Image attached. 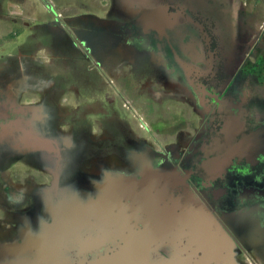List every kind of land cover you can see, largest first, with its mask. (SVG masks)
Here are the masks:
<instances>
[{
  "label": "rangeland",
  "instance_id": "1",
  "mask_svg": "<svg viewBox=\"0 0 264 264\" xmlns=\"http://www.w3.org/2000/svg\"><path fill=\"white\" fill-rule=\"evenodd\" d=\"M178 5L211 24L212 19L224 14L227 21L232 1L0 0V72L6 68L0 73V85L8 89L11 80L23 75L38 78L46 85L42 93L24 90L15 106L0 102V246L23 243L28 233L31 238L45 237L50 242V228L64 224L68 220L66 215L74 209L82 210L97 202L100 194L107 193L110 181L129 182L131 173L144 171L149 174L148 180L144 177V210L138 209L132 217V227L141 229L142 219L152 217L151 230L159 233L160 228L168 226L171 231L158 240L159 246H151L149 263L145 257L151 238L145 234L144 254L138 262L130 248L125 250V244L110 254L115 258L113 264H210L211 258L212 264H252L250 256L236 249L227 232V258V250L220 251L218 244H214L212 231L222 229L208 203L219 193H260L259 201L246 200L245 204L242 194L239 203L234 195L232 201L236 205L231 206L230 202L220 210L237 227L246 223L250 230L264 235V151L258 147L253 131L258 114L246 102H238L240 97L236 93L239 80L234 35L238 19L231 22L229 17L226 39L213 43V50L219 49V53L209 75L202 72L206 68V54L195 61L186 60L197 76L192 75V108L181 109L174 105L193 97L181 81L178 82L188 95L178 91L167 95L166 90L175 89L172 85H164L166 90L149 86L158 81L180 80L179 73L166 66L174 64L166 61L168 55L166 58L158 50L163 61L154 57L158 30L167 31ZM124 6L137 14L120 12ZM145 17L150 19L151 33L143 27ZM99 26V30L95 28ZM147 37L152 45L144 40ZM123 46L132 53L125 62L118 61ZM45 48L55 59H42ZM180 75L184 78L183 71ZM199 84L206 93H219L220 101L201 103L206 93L199 89ZM254 86L264 87V79L251 80L249 90ZM15 90V94L20 93V89ZM254 92L256 98L261 97L257 90ZM245 99L248 101L247 96ZM162 100L167 103L161 105ZM68 102L73 108L66 111L72 115L68 126L73 139L66 142L60 127L65 123ZM258 103L256 100V106ZM35 104L39 106L40 118L15 125V119H25L20 110ZM167 104L161 109L165 117H160V108ZM259 106L264 108V102ZM251 107L254 108L252 104ZM30 132L48 139L51 147L32 146L27 141ZM243 151L248 157L237 158ZM165 167L169 171L165 172ZM79 173L94 176L96 187L101 188L83 187ZM257 177L262 182L252 185L250 181ZM142 178L141 174L134 183ZM199 204L213 217L212 223L196 214ZM105 231L101 225L82 234L72 235L69 230L46 264H76L88 257L81 247L88 236L116 238ZM251 245L264 248V240ZM162 251H168V256ZM106 252L110 249L99 255ZM27 256L34 258L33 253ZM96 261L90 264H98Z\"/></svg>",
  "mask_w": 264,
  "mask_h": 264
},
{
  "label": "flooded vegetation",
  "instance_id": "2",
  "mask_svg": "<svg viewBox=\"0 0 264 264\" xmlns=\"http://www.w3.org/2000/svg\"><path fill=\"white\" fill-rule=\"evenodd\" d=\"M178 7H180V8L178 9V11L175 12L176 14H174L173 17L176 18V16L178 15L177 13H179V15H178L179 20L177 18V21L175 22V19L173 18L172 22L167 27H170L173 24L178 23L179 21L189 22L192 26H194V28L196 30V33L193 32V35L197 36V46L193 50V53L190 56H181L176 52L173 45L166 39V37H167L166 29H159L158 30L159 36H156L158 45L156 43L154 44V47H155L154 57H158L163 61V57H162L163 55L161 56L160 53L161 54L163 53L165 55L164 57H166V58L169 56L168 59H166V61L169 63L174 62V64H173V66H168L170 64H167L166 66L170 69L172 68V70H176L179 73V76H177L178 77L177 79H180V80H176V78H174L173 81L172 80L158 81L156 83H151L149 86L154 85V86L158 87L159 89H164L163 88L164 85H172V86H175V89H173V90L164 89V90L168 91L167 95H172V93H174L176 91H178L180 93H184L185 95H188L186 88L181 86L178 82V81H181V83L183 85L187 86L188 89L192 91L193 97L188 98V99L185 98V100H183V103L177 104L174 106L178 107V108L181 107V109L184 107L191 109L192 107H190L189 105L193 103V101H194L193 98L195 95V93H193V89L195 87L192 89V87L194 86V84L192 83V75L197 76V74L195 73L196 70H194V68L190 64L186 63V60H188L190 62V61H192L191 59H193V61H195L199 55L206 54V56H207V59H205V67L206 68L202 72L206 73V75H209V73H211L212 69H213V60L215 58V55L219 53L218 48H217L218 49L217 51L213 50V43L217 42L218 39H220V40L226 39L227 32H226L225 24H229L228 23L229 17H230L231 22L236 21V19H238L239 24H237V26H236V33L234 35L235 39H236V50H237L236 52L238 53V55H237L238 58L236 60V62L238 63L236 77L239 80V82H237V86H236L237 92L236 93H237L238 97H240V98L237 101L238 102L242 101L243 104L246 102L248 104L247 106H249V109L251 111H254L255 115L258 114V115H256L257 119L254 120L256 124H254V130L253 131L257 135L258 147L262 151H264V108L262 106L258 107V105L261 102H264V87H260V88L255 89V86H254L252 90H249L251 80H256V78L264 79V45H262V43H261L259 47L251 49L250 52L247 54V57H246L247 59L244 60V62L245 61L246 62L244 64H240L239 61L242 59V56H241L242 55V53H241L242 48L240 47V44L244 43V39L242 42V37H245V40H246L247 39L246 36H248V38H249V35L250 34L252 35V32L249 31V29H247V27L249 28V26L246 24L247 21H242L241 14L237 17V15H234V13H228L227 21H226V16L224 14V15H222L223 17H219L220 19L219 18L212 19L211 20L212 22L210 24V23H204L203 20H198L192 14V12L190 10L186 11L183 7H181V5H178ZM180 17H181V19H180ZM191 18L193 20H191ZM213 27L215 30L213 29ZM95 28L100 29V26L95 27ZM144 28H145L146 33H151L150 29H152V27L150 26V24H147L144 22ZM91 31H92V28H91ZM82 34L85 35V31ZM154 35H156V33ZM127 37H129V36H127ZM129 38H131V37H129ZM144 40H146L148 43L150 42V45H152L151 44V38L147 37V38H144ZM97 41H99V39ZM163 41H165V43ZM219 46H221L222 48H225V45L222 43H220ZM45 50H46V54H45V56H43L42 59L46 60L47 57L55 59V57L52 55L53 53L51 51L47 50L46 48H45ZM158 50L160 53L158 52ZM131 54L132 53L130 50H128V51L126 50V51L122 52V56L119 58L118 61L125 62L130 57ZM254 58H257V59L255 60ZM228 59H229V57H227V62H229ZM231 60L232 59H230V61ZM66 63H68V61H66ZM4 64H6V63H4ZM2 66H5V65H2ZM4 71H6L5 67L2 68L0 73H3ZM182 71L184 74V78H183V76L180 75L182 73ZM190 72H191V75L189 76ZM188 76H189V80H187ZM227 78H231V77L227 76ZM147 83H148V81H147ZM45 86H46L45 83H42L38 78H35V77H31L28 75L15 77L13 80H11L9 82L8 89H6L4 87V85H0V102H8V103L15 106L21 101V97L23 96L24 90L29 89L31 91L33 90V91H37L39 93H42V92H44ZM149 86H147V87H149ZM16 88L20 89V93L15 94V91H17V90H15ZM199 89L206 93V91L203 90V85L199 84ZM256 90L258 92V95H260L261 97L256 98L255 92L253 93V91H256ZM245 96H247L248 101L245 99ZM49 98H51V97H49ZM195 98H197V97L195 96ZM220 99L221 98H220L219 93L209 91L204 95L203 98L201 97V103L206 105L207 102L213 103L216 101H220ZM256 100L260 101V103H258L257 106H256ZM160 102H161V105L167 103L166 100H164V101L162 100ZM251 104L254 106V108H252V107L250 108ZM168 105L169 104L164 105L162 108H160V112L158 113V115L160 114L159 115L160 117H165V115L162 114L161 109L163 110ZM37 107H39V106H37V104H35L31 108L21 109L20 113L22 114V116L25 119L23 121H18L15 119L14 124L20 125V122H21L22 125H25L28 122H32L33 120H35V118L37 119V117H40L39 113H37V111L35 110ZM71 110H72V108L70 107V105L68 107H65V113L66 114L64 115V118H63L65 123H63V126L60 127V129H62L63 131H66V132H69L71 130L70 127L68 126V121L72 118V115L67 114V112H70ZM205 117H206V115H205ZM208 124H209V119H206V125H208ZM27 137H28L27 141H30L31 138L34 137V134L32 132H30V133H28ZM85 157L89 158L87 156H85ZM247 157H248L247 153L245 151H243V152H240L238 154L237 158L245 159ZM90 158H92V157H90ZM93 172L94 171H92V173ZM96 175H97V173L94 174V176H96ZM78 176L82 182L81 185L83 187L90 188L91 190L98 189V187L101 188L100 186L96 187L97 184H96V181L93 179L94 176H88V175L86 176L84 173H82V174L79 173ZM57 182H59V181L57 180ZM250 182H252V185H254V183L259 185L262 181H260L259 177H257L256 179L254 178ZM142 188H143V186H142ZM62 192H60L61 197H63ZM241 194H242V198L244 199L243 204H245L246 200L257 199L259 201L261 199L259 196L260 193H255V191H249V192H247V194L245 192L240 193L239 191H237L236 193H231V192L227 193L226 192L223 195H221V193H219V196L216 197L215 199H213V200L208 199V203L210 204L212 209H214V214L217 217V219L220 221L221 225L225 228V231L228 233V235L229 234L231 235V236L230 235L229 236L234 240V242L236 244V249L242 251L244 253L243 254L244 256H246V255L250 256V258L252 259V264H264V248L251 247L252 246L251 244L253 241L259 242L261 240H264V235L261 236V233L259 232V230H250L251 228L247 227L246 223L242 224V226H240V227H237L236 225L229 222V220L224 217L222 211L220 210V208L227 206L230 202H231L230 203L231 206L236 205L233 203L234 201H232L234 195L237 196V201L239 203L240 202L239 197L241 196ZM133 204L134 203H132V206H133ZM257 206L260 208V204H257ZM134 207L135 208H127L125 214L119 215V216H117V218H113L111 225H109V229L106 228L105 226L99 224L98 222H96L95 218L92 215L91 217H89L91 219V222L83 223L82 225H80V227L78 229L79 231L74 232V233L72 232V235L73 234H79V233L82 234L85 230H94V229H96L97 225H101L104 229H106L105 232H107L111 236L115 235V237H116L114 239L109 240L108 238H105V237H103V238L99 237L98 238L94 234L92 236H88L87 239L81 243L82 252L85 253V255H88V257L84 256L76 264H90V263H93L94 261H96L97 259L98 260L96 262L98 264H106L107 262L109 264H113V262L115 261V258L112 257V255L110 256L107 254H112L116 251H119L122 248L123 239H122L121 234L122 233L124 234V232H123L122 227L120 228V225H124L127 228H129V233L127 234V236H125V239H124V245L126 244L125 250H128L130 248L132 250L131 253H134V256L136 257L135 261L138 262L139 259L141 258V256L144 254V251L142 250L144 248V235L146 234L147 235L146 237L152 239V237H154L155 234H158V232L154 229L151 230V228L148 229L147 228L148 226L144 229V219H142L143 228L141 230H139L138 232H136L134 230L132 231L131 225L123 224L124 222L127 223L128 221L131 220V217L134 213L133 209L135 210L137 205ZM128 210L130 212H128ZM83 213H88V212H83ZM159 231H161L159 233H164L165 230H162L160 228ZM251 231H252V233H251ZM133 232H135V233H133ZM32 234H33V232H32ZM90 240L96 241L97 243L95 245H93L92 247H86L85 248L84 245L87 242H90ZM107 243H108V245H107ZM105 249H110V252H108V253L106 252L107 254L100 256L99 253L101 251H105ZM251 249H253V250H251ZM250 251H252L253 253H250ZM163 253L165 254V256H168V251H165ZM127 254H128V252H127ZM151 254H152V252H149L146 254L145 259L148 261V263H149V258H150ZM105 255H107V256L104 257ZM101 257H104V258H101ZM111 257H112V259H111ZM210 261L212 262V258L210 259ZM70 262H71V264H74L72 261H70ZM211 262H210V264H212Z\"/></svg>",
  "mask_w": 264,
  "mask_h": 264
},
{
  "label": "bare ground",
  "instance_id": "3",
  "mask_svg": "<svg viewBox=\"0 0 264 264\" xmlns=\"http://www.w3.org/2000/svg\"><path fill=\"white\" fill-rule=\"evenodd\" d=\"M144 22L147 24H150V19L146 17L144 18V21H142L143 27H144ZM129 39L131 38L127 37V40ZM121 48L123 52L126 50L127 51L130 50L128 48H124V46ZM77 97L79 98V96ZM68 104L72 108V104L70 102H68ZM35 110L37 111V113H39L38 107ZM39 118L40 117H37V119ZM60 130L66 142L72 141L73 131L70 130L69 132H66V131H63L62 129ZM28 143L32 144L35 147H44V148L51 147V143L50 141H48V139L42 136H38V135L37 136L34 135V137L31 138V140L28 141ZM44 168L48 169V167H43V169ZM141 174L143 175L142 180H140L137 183L136 182L134 183L135 179L140 177ZM130 175L131 176L128 178L129 182L118 183V182L110 181L107 185V189H108L107 193L106 194L99 193L100 194L99 200L97 202L92 203L91 206L89 207H86V208L84 207L82 210L78 208L74 209L73 213L66 215V219L68 220H65L66 222H64V224H61L57 228H54V229L53 227H51V229L49 230V234H48L50 236V242H48L45 237L43 238H40V237L33 238L32 237L31 238L28 233V236L24 240L23 243L10 244L7 246H0V258L3 261L2 264H43V263L46 264V263H50V261L52 260V258L55 256L57 252L58 243L65 237L66 233L70 229L77 228L78 226L82 225L85 222H91V219L89 217H91L92 215L95 218L96 222H98L99 224L109 229V225H111L113 218H117V216L125 214L127 208H135L134 206L137 205L136 209L135 210L133 209L134 213L132 217L135 216L138 209L143 211L144 210L143 209L144 208V176L146 177L148 175V172L144 173V171L143 172L134 171ZM139 187L141 189L137 190ZM23 188H26V187H23ZM132 203H134L133 206H132ZM83 212H88V213H83ZM132 217H131V220H132ZM131 220L128 221L127 223L124 222L123 224L131 225V230L133 231L134 228L132 227ZM150 220H152V218L144 221V228H146L147 226H148L147 227L148 229L151 228L149 225ZM142 225H143V222H142ZM121 227L124 232V234L123 233L121 234L122 239H123V244H122V247H123L125 236H127V234L129 233V228H127L124 225H120V228ZM167 227L168 226H165L162 228V230H165L164 233L169 230V228ZM141 229H137L134 231L138 232ZM151 241L152 239L149 240V244ZM96 243H97L96 241L90 240V242H87L84 245V247L85 248L92 247ZM28 253H33L34 258L30 256L28 257L27 256ZM107 255H110V254H107Z\"/></svg>",
  "mask_w": 264,
  "mask_h": 264
},
{
  "label": "crops",
  "instance_id": "4",
  "mask_svg": "<svg viewBox=\"0 0 264 264\" xmlns=\"http://www.w3.org/2000/svg\"><path fill=\"white\" fill-rule=\"evenodd\" d=\"M231 1L233 6L230 5L228 7V12L234 13V15H237V17L241 14L242 21H247L246 24L249 26L247 29L252 32V35L250 34L249 38L246 36V40L245 37H242V42L244 39V43L240 44V47L242 48V59L239 62L240 64H244L246 62H244V60L247 59V54L251 49L259 47L261 43L264 45V37H262V31L264 30V0ZM144 11L148 12V10ZM120 12L129 14L130 16L137 14L136 11L133 12L128 10L126 6L121 8ZM167 28L166 39L173 45L176 52L181 56H190L197 46V36L193 35V32L196 33L194 26H192L189 22L179 21L178 23H175ZM163 42L165 43V41ZM254 59L256 60L257 58ZM220 227L224 232H226L222 225H220ZM151 244L153 246H159L158 240H152ZM178 245L181 247V240L179 241Z\"/></svg>",
  "mask_w": 264,
  "mask_h": 264
},
{
  "label": "water",
  "instance_id": "5",
  "mask_svg": "<svg viewBox=\"0 0 264 264\" xmlns=\"http://www.w3.org/2000/svg\"><path fill=\"white\" fill-rule=\"evenodd\" d=\"M164 170H165V172L166 171H169V169L167 167H165ZM145 178H147V180H148L149 179V174ZM202 207L203 206H201V204H199V206L196 208V214L199 215V216L204 217V219L206 220V222H211L212 223L213 222V217L210 215V213L208 211H206L205 208H202ZM149 213L152 214L151 210H150ZM79 227L80 226H78L77 228H74V229H70V230H72V232L74 233V232H77L78 231ZM169 230L171 231V228H169ZM169 230L166 231L165 233H162V234L161 233L155 234L153 240L154 241H157V240L161 239L167 232H169ZM211 236H212V239L213 240L211 238H209V237H208V239L209 240H212L214 242V244L217 243L218 244L217 245V248H219L220 251L222 250V248H225L227 250V254L225 256L227 258L229 256V252H230V250H228L229 247H230V244H229L230 241L227 239L225 232L223 230L220 231L218 229L217 230H213L212 233H211ZM206 240H207V238L204 239L203 241H206ZM222 241L224 243H218V242H222ZM152 244L150 242V244H149V246L147 248V253L150 252V249H151Z\"/></svg>",
  "mask_w": 264,
  "mask_h": 264
}]
</instances>
